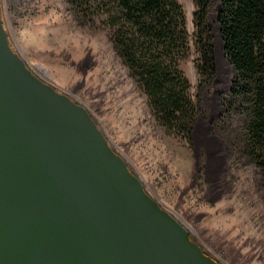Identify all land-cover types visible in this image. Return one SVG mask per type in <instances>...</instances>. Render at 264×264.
I'll list each match as a JSON object with an SVG mask.
<instances>
[{
	"label": "rangeland",
	"instance_id": "374dc122",
	"mask_svg": "<svg viewBox=\"0 0 264 264\" xmlns=\"http://www.w3.org/2000/svg\"><path fill=\"white\" fill-rule=\"evenodd\" d=\"M0 3L14 50L43 80L89 110L146 190L187 226L206 254L221 264H264V189L242 149V123H221L236 70L225 53L220 1L207 15L217 77L204 100L208 118L196 120L191 141L157 120L103 22L93 25L71 0ZM180 3L194 42V0ZM198 58L193 47L180 65L193 95Z\"/></svg>",
	"mask_w": 264,
	"mask_h": 264
},
{
	"label": "water",
	"instance_id": "95a60500",
	"mask_svg": "<svg viewBox=\"0 0 264 264\" xmlns=\"http://www.w3.org/2000/svg\"><path fill=\"white\" fill-rule=\"evenodd\" d=\"M0 264H221L14 50L1 3Z\"/></svg>",
	"mask_w": 264,
	"mask_h": 264
},
{
	"label": "trees",
	"instance_id": "16d2710c",
	"mask_svg": "<svg viewBox=\"0 0 264 264\" xmlns=\"http://www.w3.org/2000/svg\"><path fill=\"white\" fill-rule=\"evenodd\" d=\"M217 0H194L195 40L180 0H71L89 21L109 29L117 55L148 97L151 111L169 131L191 141L217 77L212 28L207 15ZM225 53L236 70L223 125L242 123V149L264 189V0H218ZM199 56L197 93L180 68L191 49ZM237 118V119H236ZM236 119V120H235Z\"/></svg>",
	"mask_w": 264,
	"mask_h": 264
},
{
	"label": "bare ground",
	"instance_id": "6f19581e",
	"mask_svg": "<svg viewBox=\"0 0 264 264\" xmlns=\"http://www.w3.org/2000/svg\"><path fill=\"white\" fill-rule=\"evenodd\" d=\"M38 68H39L44 74L48 75V70H47L44 66L39 65Z\"/></svg>",
	"mask_w": 264,
	"mask_h": 264
}]
</instances>
